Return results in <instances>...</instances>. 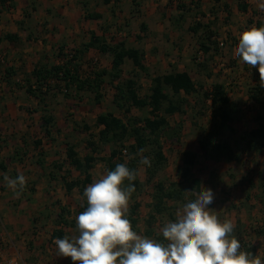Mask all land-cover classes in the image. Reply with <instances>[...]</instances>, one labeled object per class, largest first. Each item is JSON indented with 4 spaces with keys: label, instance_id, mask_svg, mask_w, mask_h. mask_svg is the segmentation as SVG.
Listing matches in <instances>:
<instances>
[{
    "label": "rangeland",
    "instance_id": "obj_1",
    "mask_svg": "<svg viewBox=\"0 0 264 264\" xmlns=\"http://www.w3.org/2000/svg\"><path fill=\"white\" fill-rule=\"evenodd\" d=\"M41 2H43V0L29 1L27 5L28 9L26 14L29 15L30 11L36 9L35 6L37 4H40ZM184 2L188 1L113 0V3L110 4V6L104 7V5H106L107 3H104L103 0L74 1L73 4H77L74 5V7L76 6L77 8H79L78 10L80 11V18L75 23V28L77 29L76 34L74 33L72 36L67 35V43L61 42V44L64 43L62 47L63 52L61 54H58V56L62 59H67L65 57L70 54L76 53L77 60L75 61V63L79 67V72L81 76L84 77L85 75L89 74L88 76L92 77L94 73H91L93 71L91 66L95 59L94 57L100 56L99 61H97V65L95 67L96 73L101 72L102 70H107V68L110 67V61L112 59V56L110 54L102 55L99 54V52H97L96 50L90 51L91 53L89 52L86 55V58L84 56V53H77L83 51L84 45L87 44L89 40H91L92 35L95 34L97 36V34H99V37L103 38L104 41L109 45H116L119 42H123L127 47L136 46V43H140L141 41L138 39V33H143L141 31V24L145 23V20L149 21V23L152 24L150 20L145 19L146 17L148 18V15L149 18L153 20L156 17V19L158 20L157 23H160L161 25H165V23L170 25L168 20L166 19V15L162 16L163 14L161 12H163V9L167 10L166 14H169V16H173L175 18L177 17L179 19L178 26L181 28L179 30L180 32L182 30L183 32H187L191 36V32H189L188 27L194 26L196 24L195 17H197V13L194 15L193 12L190 11L188 5H186V3ZM199 2L200 0H197V2L193 1V3L190 5H195L196 10L200 5ZM179 6L184 11L185 16L176 14V12L178 13ZM103 8L105 9V11L103 12L108 15V18H103V20L87 19V14H96L97 9L103 10ZM55 18H57L55 19L57 23L58 21H61L60 23H63L64 21V18L61 17V15L56 16ZM205 21L207 22L208 19ZM206 22H204L205 26L202 28V33L199 32V39H197L198 32L195 35L193 34V36L197 41L203 40L202 43L206 41L207 44H212L213 50L216 51V55L209 54V56L206 55L203 58L202 62H195V55L197 53L196 49L199 47L195 46L193 50L194 53L192 54L193 56H190L187 59L190 60V65L192 68L191 74L195 83L197 85L204 86V88L208 90L213 87V84L223 83L225 81L227 74L225 69L226 67L228 69L238 67L243 68V63H241L242 65L232 64L230 63V61L224 58V51L227 47H230L231 45H238V38L240 34H237L236 32H229L227 30L219 31L222 27V25L220 24H225L226 21L217 22L216 20H214L211 24H208ZM218 24L220 26H218ZM64 25H66L65 21ZM70 29L73 30L72 28ZM210 34H213L214 38L209 40L207 38L208 36H210ZM223 40L224 46L220 47L217 41ZM155 55L153 54L154 59H156L157 57ZM222 58L225 60V62L222 61ZM164 66L165 65L157 64L154 65L152 68L148 67L147 72H139V76H136V72L134 70L131 71V68L134 66L131 63L126 64L122 69V76L119 81L112 82L110 76H106L104 78L105 80L102 84L100 93L102 95V100L100 104L95 103L94 95L92 93L83 92L81 93L82 99L78 100L74 97L65 96V91H62V93H60L63 95L61 96L62 102H58L55 105V107L57 108L52 107L53 110L57 109V118L59 119L58 122H60L61 126V129L59 131L60 134L57 136L56 133V138L49 137L50 143L47 141V144L49 143L51 145V148L49 147L47 151H43V153L39 156L38 161L35 160V158H27L26 156H24V154L21 153L22 157L18 159V166H15L21 168L22 170H26L25 172H27L26 179L29 182L26 183L23 193L19 197H16L12 190H10L11 192H8V188L2 186L1 182L3 181V177L0 178V214L6 221L7 228L13 237L15 250L20 253L22 259L27 264H74V262L69 257L56 256V245L52 242V239L50 238V232L56 217V213L54 212L60 211V206H55L56 208H51L48 206L46 209L43 210H39V208L36 209L38 205L42 204L41 206H43L44 204L39 201V198L42 199V192V195H40V193V196L36 197V183H39L40 180H48L49 177L46 176L49 175H54L55 177H58L57 181H60V185H63V179L61 180V176H64L65 179L68 180V182L84 179V175H81L78 171L71 167V165H69V161H67L68 158L66 157V150L68 146H72L77 152L78 157L83 159L84 156L91 154V149L88 146V142L92 141L96 144L98 149L97 153L94 155L96 161L93 165V169L90 172L92 175V183L94 182V180L98 179L102 174H106L107 163L104 160L106 158H109L110 153L114 148L118 150L127 149L129 154V146L134 144V141L132 139L124 141L122 143L123 145H120V143H118L116 146L112 144H101L99 142L100 127L97 126L96 120L99 115L107 113H112L113 115L122 119L126 123H130V118L138 120L150 118L151 116L149 108L140 109L137 107H131V113L129 115L125 114L123 109L118 108L114 101L116 99L117 94V91L114 86L118 85L120 82L124 83L129 79H135L137 83L136 90L138 92V95L140 98L144 99L148 97L151 93L152 79L154 78V76H162L165 73H168V67L166 68ZM232 72L233 73L231 74L230 78L236 76L235 72L237 71ZM112 84H114V86H112ZM27 85L28 83L26 82L25 86ZM236 88H238V86H236ZM247 90L249 93H251V89L248 88ZM54 92L57 93V91H53L47 97L49 99H54ZM167 92L170 96H172V93L170 91ZM199 95L182 96L186 100V103H184L186 113L184 115H166L164 113V109L167 107V103L165 102L163 104V109L160 115L166 117L169 122V127L164 131L161 140L162 144H164L163 146L166 156V162L160 167L157 174L154 176L151 183L149 184L145 183L149 178V173L146 171L145 166L142 165L139 168L141 182L145 186L143 192H140L137 195L139 200L143 202V208L140 212V216L142 217L144 213L147 212L146 209H148L147 201H153L152 192H154L155 184L163 182L167 187H169L172 183L182 182L180 176L181 173H183L184 169V165L182 162L183 152H185L186 150H190L193 152L200 151L198 142L203 137V135L208 133L209 128H211L212 120L210 101H208V103L206 102L205 105H203L202 94L200 96ZM76 105H79L80 108H76L72 114L71 111L74 109L72 108V106ZM204 110H206V115L200 116L201 112H203ZM248 112L251 113V111ZM242 115H244V118L246 119L247 113ZM58 122H55L56 124L54 123L55 128H58ZM251 122V118L248 117V120L245 121L244 125L239 124V122L238 124L234 123L233 128L236 130L237 135L248 132L251 128ZM85 128H88V130H86ZM172 129L177 132L176 138ZM222 138L229 140L230 142L233 141V137L229 135V131H227L224 136H222ZM214 139L217 140L216 137ZM150 150L151 147L146 148L143 155L149 154ZM241 156V161L237 163L235 162L233 167L225 171L226 174H222L220 171V174H222L223 176H213V174L209 175V170L206 169L207 167H205L204 161H201L194 168H192V175H203L205 189H212V191L214 192V196L217 195L218 189H221V192L223 190V194H226L223 196L226 198L227 201H231V199L239 200L242 197L244 198L246 192L244 187H248L249 190L252 189L250 188V181H252L253 178L256 177L255 174L256 172H258L257 170H259V166H264L263 152L248 153L247 155ZM40 157H43L41 159L44 160V163L41 162ZM124 160L128 161V158L126 157V159ZM261 161L263 163H260ZM54 162H57L60 165L54 166ZM36 165H44L43 168L46 169L44 171L46 174L45 177H38V172L34 171L37 168ZM58 166H62L61 169L64 168V170L61 171ZM219 169H217V167L215 168V170ZM15 177L16 176H13V178ZM53 178H50V180ZM206 184L209 185V187H207ZM50 185L52 186V184L48 183V186ZM57 185V182L53 183V186ZM216 187L217 189H215ZM53 191H55V189ZM186 191L192 190L188 189ZM253 195L255 196L256 193L254 192ZM44 199L45 198L43 196L42 200ZM189 199H192V197H189ZM253 199V201L257 200V198L255 199V197ZM81 202L85 203L86 201L82 199ZM186 202L187 201L185 200L184 195V201L182 203L180 202L179 204L175 205L174 203L170 202V206H172L174 210H178ZM214 202L215 201H213V203ZM131 204L132 201H130L129 208ZM217 205L219 204L217 203ZM227 206L230 205H226L224 207ZM247 206L249 207L251 213L252 211H255V220L253 218L254 224L251 225V229H247V232L254 233V230L259 227L258 222L260 221V219L256 218L257 213L260 211V208L257 209L256 206L254 208L253 203L250 205L249 203H247ZM75 207L77 209V203L75 204ZM76 209L74 211L70 210V212L76 213ZM66 218H68L67 215ZM163 218L164 220L166 218L168 220L171 219L168 215H165ZM161 221L163 222V219ZM142 223L143 219L141 221V224ZM46 226L51 227L49 229H45ZM162 226L163 223L161 224V227ZM69 228V236L77 234L76 228ZM141 228L143 227L141 226ZM159 229L160 227L157 228V231H159ZM247 232L245 231V235H249V233Z\"/></svg>",
    "mask_w": 264,
    "mask_h": 264
},
{
    "label": "crops",
    "instance_id": "obj_2",
    "mask_svg": "<svg viewBox=\"0 0 264 264\" xmlns=\"http://www.w3.org/2000/svg\"><path fill=\"white\" fill-rule=\"evenodd\" d=\"M29 1L31 0H10L3 3V0H0V58L1 56L6 58L5 63H2L0 59V164H3L6 168L5 171L0 169V178L3 177V174H8L10 177L17 176L18 172H22L26 177V170L15 167L18 166V159L22 157L21 153L27 158H35V160L38 161L39 156L43 153V151H47L49 147L51 148V145L49 144V137L56 138V133L57 136L60 134L59 131L61 126L60 122H58L59 119L57 118V109L53 110L52 107H55L58 102H62L61 96L63 95L59 92H54V99H49L47 97L41 104L39 99L27 93V86L25 85L27 82L26 80L31 78L32 72L35 68H39L41 66L49 67L64 63V59L58 56V54H60V48H62L64 44H61V42L67 43V37L69 35L72 36L74 33L76 34L77 29L75 28V23L80 18V11L78 10L79 8L76 6L74 7V5L77 4H73L74 1L77 0H43V2L37 4L35 6L36 9L33 11L31 10L30 14L28 15L26 12ZM107 1L108 2L103 0L104 3H107L104 5V7L110 6V4L113 3V0ZM187 1L188 2L184 3L188 5L190 11L193 12L194 15L197 13V17H195L196 24L194 25H200V29L197 33V39H199V32L202 33V28L205 26L204 22H206L205 20L207 19L208 21L206 23L208 24H211L214 20L217 22L226 21L225 24H220L222 27L219 31L227 30L229 32H236L237 34H240L243 30L252 25L260 26L261 22L264 21V12H261L258 8V4L264 2V0H200V8L198 7L196 10L195 5L190 4H192L193 1L197 2V0ZM241 7H244L245 9H241ZM103 11H105L104 8L103 10H96V13L101 15V18L98 20H103V18L106 17L108 18V15H106ZM161 13L163 14L162 16L166 15V19L170 25L166 23L165 25H161L160 23H157L158 20L156 17L153 20L150 19L148 15V18L146 17L145 19L150 20L152 24L145 20L144 24L147 23L148 26L146 25L147 28L145 32L138 33V39L141 40L140 43H136L137 45L133 47H126L136 49L140 52L143 58V64L146 68H152L157 64L165 65L164 67H168V73L187 72L193 80L190 60L187 58L193 56L192 54L194 53L193 50L195 46H199L196 49L197 52L200 50L199 48L203 40H200L201 42L195 40V37L193 36L195 33L190 31V28L194 26L188 27L189 32H191L190 36L187 32H183L182 30L181 32L179 31L181 28L178 26L179 19L177 17L175 18L173 16H169V14H166L167 10L165 9H163V12ZM176 14L185 16V13L180 6L178 13L176 12ZM59 15L64 18L63 20L65 21L66 25H64V21L63 23H60L61 21H58V23L56 22L55 19L57 18L55 17ZM220 25L218 24V26ZM69 27L73 30H71ZM6 36H12L16 39L9 41L6 39ZM97 36H99V34H97ZM207 45L209 46V43ZM235 47L236 46L232 45L227 47L224 51V58L230 61L232 64L242 65L239 61V58L234 56ZM92 50L95 51V49H89L84 53L85 58L86 55ZM99 54L101 53L99 52ZM153 54H156V59H154ZM204 54L205 56H209V54L216 55V51L213 50V47L211 46V50L208 53L204 52ZM94 58V60L99 61L100 56ZM112 59L110 61V67L107 68V70H103L107 74L112 73ZM222 61L225 62L224 59ZM195 62L197 61L195 60ZM128 63H131L134 66L132 60L125 59L124 64L121 67L120 78L122 76L123 67ZM242 67L243 68L238 67L232 69H228L226 67L225 69L227 74L225 81L220 84L224 85L226 95L238 106L241 114V119L238 121L239 124L244 125L245 121L248 120V117L251 118L253 123H250V131L258 127L257 123L255 122V118L258 115L264 114V110L261 105L264 103V87L260 86V75L257 68H250L246 64H243ZM132 70L136 72V76H139L138 73L141 71L138 68L134 66L131 68V71ZM232 71H237L235 72L236 76L230 78L231 74L233 73ZM91 73H93V71ZM168 73H165L164 75ZM88 75L89 74L85 75L84 77H87ZM33 80L34 79H32V83ZM236 86H238V88H236ZM248 88L251 89V93L248 92ZM204 89L206 90V88ZM211 89L212 88L208 90L210 91ZM183 95L184 94H182V96ZM253 95L256 96V99L252 97ZM72 108H74L71 111L73 114L74 110L76 108H80V106L76 105L72 106ZM44 110L47 111L48 115L52 116L53 118V123L48 127L44 125V116L47 114ZM248 111H251V113ZM245 113H247L246 119L244 118V115H242ZM55 122H58V128H55ZM238 122L236 124H238ZM47 131L49 134L46 133ZM47 141L49 142L48 144ZM186 151L193 152L190 150ZM163 152L165 155L164 149ZM262 152L264 154V150ZM193 153L198 154V161L194 167L201 161H204L205 167H207L206 169L209 170V175L213 174V176H221L223 173H225V171H227V169L233 167L235 162H238L222 161L216 163L204 159L199 151H195ZM41 158L43 157H40V159ZM67 161H69V159ZM41 162L44 163V160L41 159ZM260 163L263 162L261 161ZM53 165L55 166L60 164L54 162ZM36 166L37 170L35 169L34 171L38 172V177H45L46 174L44 171L46 169L43 168L44 165ZM58 167L61 171L64 170V168L61 169L62 166ZM216 167L217 169L220 167L222 168L215 170ZM139 168L138 172L140 171ZM220 171L222 174H220ZM257 171L258 172L255 174L256 177L250 182V188L253 190H249L248 187H244L246 191L244 198L242 197L239 200L231 199V201H227L223 196V190L221 192V189H218L217 195L214 196L213 200L215 202L212 203L210 209L217 210L221 221L230 219L234 223L235 228L233 235H235L236 238L240 240L242 251L247 252V250L250 248L253 252V255L260 256L261 259L264 260V166H259V170ZM46 177H49V179L46 181L40 180L39 183H36V197L42 195L43 193L45 198L44 200H42L43 196H41L42 199L39 198V201L44 204L43 206H41L42 204L38 205L36 209L39 208V210H43L48 206L51 208H56L55 206L59 205L60 209L65 208L68 211L67 219L75 221V217L84 210V207H81V203L85 205L84 202H81L82 195L80 193V189L76 187L72 191L68 192L65 185L66 183L64 182H68V180H66L64 176H61V180L63 179V185L59 184L60 181H57L58 177H55L54 175H49ZM193 177L199 180V189H205L203 175H195ZM50 178H53L51 179L52 181ZM54 182H57L58 185L53 186ZM1 183L2 186L6 187L4 180ZM48 183L52 184V186H48ZM206 186L209 187L207 184ZM54 189L55 191H53ZM215 189H217V187ZM7 190L8 192H11L10 189ZM254 192L256 193L255 196L253 195ZM153 193L154 192H152V195ZM254 197L255 199L257 198V200L253 201ZM137 201L140 204L138 215V233L145 236V231L147 229L146 221L152 214L151 205L153 202L152 200L151 202L147 201L148 209H146L147 212H145L142 217L140 216V212L143 208V202H141L138 197ZM76 203L77 209L75 207ZM217 203L219 205H217ZM247 203H249V205L253 203L254 208L255 206L257 209L260 208L256 218L260 219L258 222L259 227H257V231H254V233L247 232V229H251V225L254 224L253 218L255 220V211H252L251 213ZM170 205L171 203H169V206ZM226 205L230 206L224 207ZM75 209L76 213L70 212V210L74 211ZM59 212H61V210L54 212L56 213V217L50 232V238L52 239L53 243L55 240V238H53V233L56 230L61 229L65 236L68 235V231L70 229L64 225H57ZM175 212H177V209L174 210V219H170L173 222H175L176 219ZM142 219L143 223L141 224ZM162 219L164 222L163 217H156V221L153 225L154 234L149 238H155L157 240L163 238L162 234H159V231H157V228L161 227V224L163 223L161 221ZM141 226L143 228H141ZM50 227L51 226H46L45 229H49ZM245 231L249 233V235H245ZM248 246L249 248H247Z\"/></svg>",
    "mask_w": 264,
    "mask_h": 264
},
{
    "label": "trees",
    "instance_id": "obj_3",
    "mask_svg": "<svg viewBox=\"0 0 264 264\" xmlns=\"http://www.w3.org/2000/svg\"><path fill=\"white\" fill-rule=\"evenodd\" d=\"M7 1L10 0H3V3ZM105 1L108 2L107 0ZM241 9L245 8L241 7ZM100 18L101 15L97 13L92 15L87 14V19L89 20H98ZM146 28V24L143 23L141 25V31L145 32ZM199 29L200 25L197 24V26L190 28V31L196 34ZM212 38L213 34H210L207 39L210 40ZM6 39L12 41V39L16 38L6 36ZM211 46L212 44H209L208 46L207 42H204L201 44L200 49L203 52L208 53L211 50ZM89 49H95L103 55L110 54L112 56L111 74H107L103 70L96 73V71L93 70L95 72H93V76L91 75L92 77L81 76L79 67L75 63L77 60V55L75 53L72 54L73 56L70 59H68L69 55L65 57L67 59H64L63 64L35 68L32 72L31 78L26 80L28 83L26 88L27 93L39 99L42 104L45 101V98H47V96L53 91L59 93L65 91V96L74 97L78 100L82 99L81 93L89 92L94 95L95 103L100 104L102 100V95L100 93L102 84L105 80L104 78L110 76L112 82L119 81L121 67L124 64L125 59L132 60L134 66L141 72H147V68L143 64V58L140 52L133 48H127L123 42H119L116 45H109L103 38L94 34L92 35L91 40L84 45L83 51L77 53H85ZM62 51L63 48H60V54ZM32 79H34L33 83ZM52 81H55L56 83L51 85ZM44 85H48L46 91H43ZM112 86H114V84H112ZM136 86L137 83L135 79H129L124 83L120 82L118 85L114 86L117 91L116 99L114 100L115 104L118 108L123 109L127 115L131 113V107H137L140 109L149 108L150 118H145L144 120L130 118V123H126L112 113H107L99 115L96 123L97 126L100 127L99 142L101 144H112L116 146L120 143V145H123L122 143L124 141L132 139L134 144L129 146V154L131 155H135L139 149L151 147L149 154H144V156L150 157L151 161V167L144 165L146 171L149 173V178L145 183H151L160 167L166 162V157L163 152L164 144H162L161 140L164 131L169 127V122L166 117L160 115L163 109V104L165 102L167 103V107L164 109L166 115H184L186 113V109L184 108L186 100L182 97V94L186 96H197L202 94L203 105L210 101L212 120L211 128H209L208 133L203 135L198 142L199 152L204 159L216 163L222 161L239 162L242 157L241 155L262 152L264 150V114L258 115L255 118V122L258 125L256 129L237 135L236 130L232 125L240 121V111L238 106L226 95L223 84H214L209 91L205 90L202 85L197 86L187 72H172L163 76L154 77L152 79L151 93L144 99L139 97ZM167 91H170L172 96H170ZM252 97L256 99V96L253 95ZM261 105L264 110V103ZM45 112L47 114L44 116V125L48 127L53 123V118L48 115L47 111ZM205 115L206 110L200 114V116ZM85 129L88 130V128ZM227 131H229V135L233 137L232 142L222 138ZM46 133L49 134L48 131ZM173 133L176 138L177 132L173 130ZM215 137L217 140L214 139ZM88 146L91 149V154L86 155L83 159L78 157L77 152L72 146L67 148V158L69 159L70 165L81 175H84V179L65 182L66 189L70 192L78 187L82 197L84 189L87 185L92 183V175L90 171L93 169V165L96 161L94 155L98 151L94 142L89 141ZM121 151V149L118 150L114 148L111 151L109 158H106L104 161L107 163V171L115 170V166L119 163H127L130 169L137 170V179L131 182L135 187V192L130 199L132 204L129 208L128 219L133 226V230L138 233L140 204L137 201V195L142 192L145 187L139 178L138 172V168L142 165L139 163L138 156L136 159L125 161L121 157ZM197 161V153L189 151L183 152L182 162L184 169L180 176L182 182L172 183L169 187L163 182L154 185V193L152 195L153 203L151 205L152 214L146 221L147 229L145 231V236H153V225L156 221V217H164L165 215H168L171 219H174V208L169 206L170 202L175 205L180 202L182 203L184 201V192L188 189L192 191H200L199 180L195 179L192 175V168ZM0 169L4 171L6 170L3 164H0ZM128 184L129 182L125 181V186ZM86 207L87 204L85 202L84 208ZM60 210L61 212L58 214L57 225L76 228L75 221L67 220L66 218L68 211L65 208H61ZM63 237L64 232L61 229L56 230L53 233V238L55 239H62ZM159 241L165 242L164 238H160ZM247 252L253 254L250 248Z\"/></svg>",
    "mask_w": 264,
    "mask_h": 264
},
{
    "label": "clouds",
    "instance_id": "obj_4",
    "mask_svg": "<svg viewBox=\"0 0 264 264\" xmlns=\"http://www.w3.org/2000/svg\"><path fill=\"white\" fill-rule=\"evenodd\" d=\"M258 8L264 12V2ZM234 56L258 69L264 87V21L240 33ZM124 151L128 160L138 156L141 165L151 167L145 149L135 155ZM137 174L127 163H119L84 189L87 207L75 217L77 234L54 240L56 256L70 257L74 264H264L260 256L241 250L240 240L233 235L234 223L221 221L217 211L210 209L214 200L210 188L184 192L187 202L175 213V222L166 218L159 229L166 242L138 234L128 219L135 192L131 182ZM3 180L16 197L27 183L22 172L15 178L3 174Z\"/></svg>",
    "mask_w": 264,
    "mask_h": 264
},
{
    "label": "built area",
    "instance_id": "obj_5",
    "mask_svg": "<svg viewBox=\"0 0 264 264\" xmlns=\"http://www.w3.org/2000/svg\"><path fill=\"white\" fill-rule=\"evenodd\" d=\"M219 46L223 47L224 46V40L223 41H218ZM73 55L70 54L68 56V59H70ZM205 57V54L202 50H199L196 54V61L197 62H202L203 58ZM1 62L5 63L6 58L4 56H1ZM97 65V61L94 60L92 63V70H95V67ZM56 82L52 81L51 85H54ZM48 88V85H44L43 91H46ZM125 149L121 151V157L123 159H126L125 155ZM127 150V149H126ZM128 153V150H127ZM254 231H257L255 229ZM249 248V246L247 247ZM0 264H27L21 257L20 253L15 250L14 248V241L11 233L9 232L7 225L5 223L4 218L0 214Z\"/></svg>",
    "mask_w": 264,
    "mask_h": 264
}]
</instances>
